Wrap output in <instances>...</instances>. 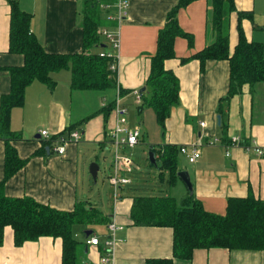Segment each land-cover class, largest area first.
<instances>
[{
    "label": "crops",
    "instance_id": "crops-1",
    "mask_svg": "<svg viewBox=\"0 0 264 264\" xmlns=\"http://www.w3.org/2000/svg\"><path fill=\"white\" fill-rule=\"evenodd\" d=\"M124 1L128 3V11L118 18L119 0H17L19 8L30 14L29 31L46 53L66 56L82 53L84 20L89 17L96 23L99 44L98 48L90 49V53L116 55L115 88L74 90L71 88V71L62 69L50 75L55 82L53 88L39 81L32 82L25 90L24 104L10 113L9 130L14 139L8 144L24 165L7 180L4 193L10 198H30L58 211H73L77 205L93 209L96 220L84 224L83 232L80 227L72 229L79 242L77 264H102L103 242L110 222L122 226V230L116 234L109 264H145L148 259L172 258L171 228L137 226L130 218L134 197L168 194L148 195L149 191L144 188H132V180L116 190L108 181V215L89 198H80L86 187L87 172L80 163L82 155L93 147L101 151L112 150L108 134L116 123L114 106L107 118L102 109L112 103L115 105L117 91L120 92L118 104L126 110V125L138 129L140 142L139 125L129 119L130 106L134 103L139 115L149 107L142 105L143 97L137 100L134 91L146 92L150 60L156 53L158 35L164 28L168 12L179 0ZM233 1L236 11L246 16L239 19L233 12L228 17L229 55L233 54L239 40L238 24L247 42L262 45L264 55V0ZM211 19V0H193L178 10V26L190 37L191 44L187 38L176 36L173 58L163 63L165 70L178 79L179 102L170 110L164 125L163 143L159 146L178 149L183 146L187 154L195 147L200 153L194 163H189L187 154H183L189 167H179L178 156L182 153H178L176 175L181 171L188 173L192 192L177 176L178 180L171 187L177 189L179 198L168 196L181 200L193 193L206 212L222 215L231 199L252 196L264 202V83L243 86L241 93L223 103L222 117L218 114V101L228 89L229 64L227 61H206L201 71L199 61L192 58L214 42ZM9 24L10 6L6 0H0V97L10 91V75L6 68L24 64L22 55L8 51ZM104 30L115 35L117 50L102 34ZM74 130L81 133V138L77 142L69 141L63 155L53 153L49 143L40 137L41 131H47L50 137H67ZM245 147L250 150L246 151ZM255 147L262 150L263 156L252 150ZM5 148L6 141L0 137V183L5 171ZM87 161L93 160L87 157ZM112 164L113 154L111 172ZM133 169L132 159L131 166L119 167L118 177L130 179L127 175ZM87 174L94 183L97 182V176L95 180L91 177L89 167ZM91 224L100 226L95 231ZM92 236L99 238L97 246L86 243ZM0 264H62V241L41 237L16 247L13 231L7 226L0 245ZM174 264H264V251L197 249L190 260L174 259Z\"/></svg>",
    "mask_w": 264,
    "mask_h": 264
},
{
    "label": "trees",
    "instance_id": "trees-1",
    "mask_svg": "<svg viewBox=\"0 0 264 264\" xmlns=\"http://www.w3.org/2000/svg\"><path fill=\"white\" fill-rule=\"evenodd\" d=\"M191 1L193 0H179L168 12L164 28L158 35L156 53L150 60L146 92L142 93V105L151 108L156 123L162 130L171 108L179 102L178 79L171 71L165 70L163 63L166 59L173 58L176 36L187 38L191 44L190 37L182 33L177 23L178 10ZM6 2L10 6L8 51L22 55L24 64L21 67L6 68L10 75V91L0 97V137L6 141L5 171L0 183V245L7 226L13 231V243L16 247L41 237L60 238L62 264H77L79 242L74 238L72 229L76 224L90 223L95 219L93 209L77 205L73 211H58L30 198H10L4 193L7 180L24 165L15 149L8 144V141L14 139L9 130L10 113L13 108L24 104L25 90L32 82L39 81L53 88L55 82L50 75L54 72L69 69L71 88L74 90L115 88L116 72L110 70L111 59L101 58L99 54L89 51L93 47H99L95 34L96 23L91 18L86 17L84 20L82 53L68 56L48 54L29 31L30 14L19 8L17 0ZM211 8L214 42L192 58L199 61L201 71L206 61L228 62V89L226 95L218 101V114L221 116L223 103L241 93L243 86L264 83V55L262 45L247 42L238 24L239 40L230 56L228 17L236 12L238 18L242 19L246 14L236 11L233 0H211ZM113 106L114 103L102 109L106 118ZM152 151L156 165L149 163V166L158 171L160 182L164 181L166 175V184L172 186L178 180L176 157L179 149L165 145L153 146ZM130 218L137 226L168 227L173 232L172 258L148 259L145 264H174V259L190 260L197 249L264 251V202L252 196L228 200L222 215L206 212L193 193H188L181 200L168 195L137 196L133 198Z\"/></svg>",
    "mask_w": 264,
    "mask_h": 264
},
{
    "label": "rangeland",
    "instance_id": "rangeland-1",
    "mask_svg": "<svg viewBox=\"0 0 264 264\" xmlns=\"http://www.w3.org/2000/svg\"><path fill=\"white\" fill-rule=\"evenodd\" d=\"M129 119L133 124L139 125L141 131L140 142L134 148H129L124 150V154L129 155L134 161V167L132 173L128 174L129 180L133 181L132 188L141 187L149 191V194L162 192L168 194L175 198H179V192L177 189L174 190L173 187H169L166 184V175L163 182H160L158 177V171L154 167L149 166L148 153L151 147H158L163 143V130L156 123L154 113L150 108H145L139 115L137 112V106L134 103L130 106V117ZM110 147V146H109ZM86 153L85 156L82 155L81 165L85 166L87 172L88 167L91 163H96L99 166V171L97 175V182L94 183L92 179L89 178V174H85V184L80 198L86 200L90 199L91 202L95 203V206L102 211L103 214L108 215L110 212V186L108 184V178L111 174L110 164L112 160V150H100L98 147ZM93 160L88 163L87 157ZM179 167L187 166V159L183 154L178 156ZM189 167V165H188ZM85 170V171H86ZM180 183V182H179ZM180 185V184H178ZM182 185V184H181ZM112 189V188H111ZM80 227V231L84 229V224L75 225ZM97 231L96 227L100 225L91 224Z\"/></svg>",
    "mask_w": 264,
    "mask_h": 264
},
{
    "label": "built area",
    "instance_id": "built-area-1",
    "mask_svg": "<svg viewBox=\"0 0 264 264\" xmlns=\"http://www.w3.org/2000/svg\"><path fill=\"white\" fill-rule=\"evenodd\" d=\"M118 18L125 16L128 11V3L124 0H119L118 3ZM102 34L109 40L112 48L117 50L118 41L115 39V35L106 30L102 32ZM99 56L101 58H108L112 60V64L110 65V70L112 72H116V55L110 53H100ZM119 91H117V98L114 105V111L116 115V123L113 128L109 131L108 143L112 148L113 154V170L108 177V181L114 189H118L122 185H126L130 183L129 179L118 177L117 171L120 166L129 167L132 165V159L124 154L125 149L134 148L139 143V131L137 128H131L126 125V110L121 108L118 104L119 102ZM137 100L139 101L142 98V93L134 91ZM204 126V123H201ZM40 137H42L46 142L49 143V148L56 155H63L65 152V146L69 141L77 142L81 138V133L78 130H74L69 133L67 137L64 136H52L48 134L47 131H41ZM235 141V140H233ZM235 143V142H233ZM246 151H249V147H245ZM252 150L258 155L263 156V152L260 148L255 147ZM179 151L182 154H187L186 147H179ZM188 162L194 163L199 157V151L193 147L190 154H187ZM122 230V226L117 225L115 222H110L107 225V237L105 238L103 245L105 247V254L101 257L102 264H109L112 261L113 250L116 244V234L118 231ZM88 245L97 246L99 244V238L96 236L90 237L87 242Z\"/></svg>",
    "mask_w": 264,
    "mask_h": 264
},
{
    "label": "water",
    "instance_id": "water-1",
    "mask_svg": "<svg viewBox=\"0 0 264 264\" xmlns=\"http://www.w3.org/2000/svg\"><path fill=\"white\" fill-rule=\"evenodd\" d=\"M218 120V124L220 121V117L217 118ZM39 138V135L37 136ZM148 160L152 165H156V160H155V154L152 151V147L149 150L148 153ZM99 170V167L96 163H91L89 166V173L91 175V177L95 180L96 176H97V172ZM177 176L181 179V181L185 184V186L187 187L189 192H192V184L190 182V178L189 175L186 171H181L177 174Z\"/></svg>",
    "mask_w": 264,
    "mask_h": 264
}]
</instances>
